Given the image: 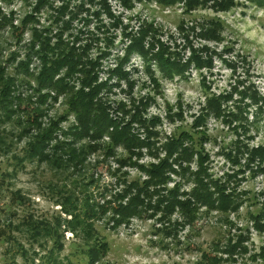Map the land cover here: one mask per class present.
<instances>
[{"label":"trees","instance_id":"obj_1","mask_svg":"<svg viewBox=\"0 0 264 264\" xmlns=\"http://www.w3.org/2000/svg\"><path fill=\"white\" fill-rule=\"evenodd\" d=\"M8 5L13 0H1ZM95 0H91L93 4ZM124 7L131 9L135 3L141 5H152L156 3L161 8L183 7L185 13H193L198 9H211L216 13H226L243 3L240 0H117ZM249 5L264 10V0H242ZM46 1L36 0L37 9L42 7ZM109 0H100L105 11L110 14ZM15 12L10 11L4 15L0 9V28H9L14 34H23L28 25L32 23L33 17L26 16L20 27L14 25ZM67 24V23H66ZM117 25V22L113 26ZM68 26V24H67ZM196 29V28H195ZM197 37L206 42H222V32L225 23L218 18H204L198 24ZM142 37L132 38L131 44L125 50V56L111 73L128 80L129 72L124 71L123 66L128 64L134 54H139L144 60L152 82L159 88L157 79L151 69L155 66L163 77L172 78L174 75L183 77L191 66L197 70L203 68L209 71L213 67V57L219 56L210 47L204 45L199 49L190 46V55L169 53L163 45L152 46L147 42L143 30ZM50 39H43L33 30V41L28 49L27 60L18 63L15 73L8 72V65L15 61L17 53H12L6 63H0V126L5 122H12L11 118L17 116L15 124L23 125L20 138H28L24 146V156L17 157L21 164L26 160L47 162L58 168L77 167L83 164L92 155L104 158H114L118 169L112 172L116 179V192H99L94 196L84 194L83 198L75 196L64 190L60 196V214L54 222V226L48 220H24L27 231L31 232L33 241L39 242L46 238L51 242V248L42 257L45 264H71L74 258H80V264H100L110 253V243L106 237L101 235L100 226L104 225L110 231H117L122 225H128L132 220L147 218L155 220L156 224L163 226L158 232H169L171 228L194 227L200 220L214 219L219 231L223 234L222 240H214L208 248H198L199 256L195 264H237V256H249L254 264H264V245L258 247L257 251H249L248 243L251 240L252 230L264 238V192L257 194L250 191H240L237 181L228 177H214L209 164L210 156L204 145L210 141L207 129V121L211 118L220 120L228 129L241 138L236 142V155L224 154L225 157L243 170L239 173H249L254 179L264 174V143L259 142L251 146L256 135L264 129V96L259 93L256 86L247 80L237 82L229 86L218 95L209 94L210 88H205L204 105L199 109V114L194 115L191 130L178 129L172 136L165 138L161 147H157V134L153 132L157 119L146 121L144 115L150 106V100L141 101L134 109L111 106L107 102L106 93L111 91L108 82H98L99 60L109 56V52H102L96 61H83L84 54H77L75 48L68 49L64 46L50 47ZM41 43L40 50L35 49V43ZM107 44H112L108 38ZM228 51V50H226ZM203 54L206 55L203 58ZM40 58L38 74L30 73L31 58ZM63 68H67L64 78L55 80ZM152 71V72H151ZM82 75L81 83L76 89L66 81V77L72 74ZM22 75V76H21ZM33 83L37 84L36 91H54V101L59 96L66 97L67 109L57 119L51 121L50 126L41 129L39 118L44 114L41 106L49 94L38 98L36 108L29 111L17 109L11 106V96L14 95L15 85L31 89ZM17 82V83H16ZM16 97L20 98V93ZM106 95V96H105ZM178 108V107H177ZM22 111V112H21ZM23 113L24 115L20 114ZM134 112V113H133ZM172 107H167L168 119L173 122L174 118L183 120L182 113H171ZM133 113V114H132ZM73 115L77 122L74 137L77 139L90 138L91 145L82 146L78 151L71 143L59 141V125ZM129 121H127V119ZM141 128L142 135L137 133ZM74 126V125H72ZM36 132L31 131L32 128ZM139 130V129H138ZM65 135V134H64ZM4 137L0 136V150L6 148ZM52 142L56 144L52 145ZM94 142V143H93ZM52 145V147H51ZM159 145V144H158ZM163 155V156H162ZM150 157L152 162L140 164L144 157ZM99 158V157H98ZM241 160L244 161L242 166ZM123 168H130L138 173V177L131 179L128 172L118 173ZM91 176V186L95 180ZM170 184H173L170 187ZM20 191L13 195L24 200ZM101 199V202L97 200ZM22 203V202H21ZM23 204V203H22ZM247 205L252 210L245 214V224H239L241 209ZM68 217L69 220H68ZM105 222V223H104ZM101 224V225H99ZM99 225V226H98ZM70 231L71 236L77 241L71 244L73 252L68 256L60 257L64 251V233ZM170 235V233H169ZM44 248V246H42Z\"/></svg>","mask_w":264,"mask_h":264},{"label":"rangeland","instance_id":"obj_2","mask_svg":"<svg viewBox=\"0 0 264 264\" xmlns=\"http://www.w3.org/2000/svg\"><path fill=\"white\" fill-rule=\"evenodd\" d=\"M45 1L44 5L37 9L36 0H13L10 5L0 0V9L4 15H9L10 11L15 12V26L20 27L26 16L33 17L32 23L22 35L14 34L7 27L0 28V63H6L12 53H17L15 61L7 64L8 72L14 74L18 63L27 60L28 49L33 41V30L41 37V43L45 38L50 39L52 48H75L77 54H84L83 61H96L102 52H109V56L99 60L97 73L98 82H108L111 87V91L106 93L107 102L115 108L120 105L131 110L134 109L131 108L133 103L137 106L141 101L150 100L152 103L148 106L144 118L146 121L153 118L158 120L153 130L158 135L155 139L157 147H161L165 138L172 136L179 128L191 130L192 116L198 115L199 109L204 105V86L210 88L209 94L218 95L228 90L230 85L247 80V83L254 84L264 96V10L249 3L240 0L239 2L243 3L241 6L226 13H216L211 9L185 13L183 7L161 8L156 3H135L133 8L128 9L117 0H109V14L100 0H95L93 4L91 0ZM208 17L218 18L225 23L222 42H206L197 37L198 24ZM115 21L117 25L113 26ZM143 30L145 33L147 31L146 48L149 42L152 46L156 45V48L163 45L171 54L189 56L190 46L199 49L206 45L220 54L213 57V67L210 71L206 68L197 70L191 66L183 77L176 74L170 79L161 75L156 64H151L154 71L151 72L157 79L158 88L152 82L144 60L136 53L131 56L129 63L123 66L124 71L129 72L128 81L133 84L130 87L126 79L120 80L111 72L124 58L132 38L142 37ZM106 38L112 44L108 45ZM41 43H35L36 50H40ZM35 57L31 58L30 65V73L33 76L38 74L41 63L40 58ZM205 57L203 54V58ZM66 74L67 68H63L55 80L64 78ZM82 78L80 73H74L72 77L65 79L71 85L75 82L78 89ZM32 79L33 77L29 79L32 82L31 89L15 85L11 106L17 109L18 104H22L21 110L29 111L39 106L40 96L49 94L40 105L44 114L39 118V122L41 129H46L51 121L67 109L66 97L61 95L54 101L55 92L36 91L37 84L33 83ZM17 93H20L21 101L14 98ZM168 106L172 107L171 113L181 112L183 120L174 118L171 122L167 116ZM21 112L20 114L24 115ZM17 118L12 117V122L5 120L0 126V136L4 137L8 144L0 150V264H45L42 257L51 248V242H47L46 238L40 239L38 243L33 241L31 232L27 231L23 221L42 219L48 220L54 226L55 219L61 214L58 202L61 194L65 192L64 185L80 199L84 194L91 195V191L94 196L104 191H107V195L116 192V179L111 174L118 169V164L112 157L106 159L102 155L98 156L99 158L90 155L77 167L60 169L47 162L30 160L24 161L21 166L16 158L24 156L23 149L28 138L19 137L24 126L15 124ZM74 118L69 115L67 120L62 121L56 135L59 141L71 143L73 148L80 151L82 146L91 145V139L76 140L73 135L76 130L73 127L77 122ZM138 129L136 132L142 135L141 128ZM207 129L210 141L204 148L210 156L209 168L214 177L233 175L231 182L235 184L233 181H237L240 191L247 190L254 194L264 192V174L252 179L247 171L239 173L238 170L244 168L234 164L232 160L229 161L224 155L231 154L234 157L236 142L241 141V138L214 118L207 121ZM31 131L34 134L36 129L33 127ZM259 142L264 143V129L256 135L250 145L256 146ZM152 161L153 159L147 156L140 164ZM241 164L244 165L243 160ZM124 172H128L131 179L138 177V173L130 168H123L118 177ZM91 176L95 180L94 186L90 184ZM172 185L170 184V187ZM17 191H20L24 198L21 201L23 204L19 197L13 195ZM97 200L101 202L100 198ZM247 210L252 208L245 204L241 209L239 224H245ZM62 216L66 218L65 215ZM147 216L145 214L142 218L134 219L117 231H110L104 225L100 226L101 235L106 237L111 248L100 264H195L199 247L206 249L211 242L216 239L221 241L223 237L214 219H202L191 229L188 226L172 227L169 232H158V228L163 226ZM251 232V240L247 245L249 251L254 252L261 244L264 245V238L259 237L253 230ZM71 235L70 231L64 233L65 249L60 253V257L71 254V244L79 242ZM237 257V264H254L249 256ZM79 259L74 258L71 264H80Z\"/></svg>","mask_w":264,"mask_h":264}]
</instances>
